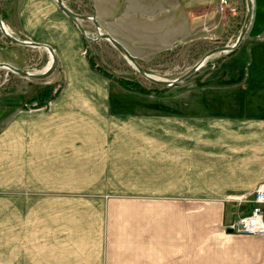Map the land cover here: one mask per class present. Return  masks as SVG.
<instances>
[{"label": "crops", "instance_id": "1", "mask_svg": "<svg viewBox=\"0 0 264 264\" xmlns=\"http://www.w3.org/2000/svg\"><path fill=\"white\" fill-rule=\"evenodd\" d=\"M253 2L241 44L214 55L211 79L197 86L213 112L124 115L108 87L86 81L73 38L70 79L49 110L6 98L0 264H264V235L228 231L251 206L228 197L264 182V0ZM26 20L52 30L29 39L60 58V22ZM34 47L0 44V61L28 67Z\"/></svg>", "mask_w": 264, "mask_h": 264}, {"label": "rangeland", "instance_id": "2", "mask_svg": "<svg viewBox=\"0 0 264 264\" xmlns=\"http://www.w3.org/2000/svg\"><path fill=\"white\" fill-rule=\"evenodd\" d=\"M63 1L75 12L94 15L101 30L124 44L148 74L168 80L186 73L210 49L234 43L230 36L244 23L246 15V0H226L222 4L218 0ZM30 6L35 8L33 13L29 12ZM36 14L60 22L61 27L54 31L60 33V43L56 42L60 58L55 52L58 63L53 73L45 78H29L0 67V128L4 127L5 115L9 112L5 109L6 98L21 99L18 101L24 103L22 108L27 110H49L47 98L63 93L70 79L65 68V52L68 39L72 38V50L81 56L87 68L86 81L108 87L112 106L124 115L164 113L170 109L197 113L200 107L206 112L214 111L212 94L197 92V86L211 79L212 57L222 52L210 55L187 79L170 86L162 85L141 75L109 40L97 38L92 20H81L86 31L82 33L57 6L56 0H0V15L16 37L29 39L51 35L52 30L44 22L27 23L26 19ZM214 18L224 24L221 30H218L219 24L213 22ZM234 22L239 24L237 28ZM12 43L0 31L1 46H12ZM24 55L28 67L22 68L34 72H40L50 59L42 47L29 48ZM52 85L51 91L49 86Z\"/></svg>", "mask_w": 264, "mask_h": 264}, {"label": "water", "instance_id": "3", "mask_svg": "<svg viewBox=\"0 0 264 264\" xmlns=\"http://www.w3.org/2000/svg\"><path fill=\"white\" fill-rule=\"evenodd\" d=\"M56 4L69 17V19L72 20L77 25V27L80 29V31L84 34H86V31H85V29L81 23V20H88V19L92 20L93 23L95 24L96 29H97V33H98L97 38H105V39L109 40L126 57V59L134 65V67L137 69V71L141 75H143L144 77H146L147 79H149L152 82L162 84V85H168V86L174 85L179 81H183V80L187 79L189 76H191L192 74H194L198 69H200L202 67V65L204 64V62L206 61V59L210 55H212L216 52H229V51L235 50L241 44L242 40L244 39V37L248 31V28L250 27V24H251V21L253 18V12H254L253 0H246V15H245L244 23L240 29V32H239L235 42L232 44H226V45H222V46H218V47H214V48L210 49L186 73L180 75L179 77H177L175 79L168 80V79H160V78H157V77H154V76L148 74L142 68V66L139 64V62L136 60L134 55L126 48V46L124 44H122L117 38L112 36V34H110L109 32H104L101 30L100 23L94 15L75 12L72 9H70L64 3L63 0H56ZM0 29L3 33V35L6 38H8L9 40H11L15 43H18V44H22V45H30V46H35V47L46 48L49 50V52L52 55L51 63L43 71H40V72L30 71L29 69L18 67V66H15L9 62H5V61H0V67L7 68L10 71H13L15 73H18L22 76H26L29 78H45V77H48L49 75H51L53 73V71L55 70L56 65L58 63V60H57V56L55 54L54 48L51 45L44 43V42H39V41H35V40H30V39H20V38L16 37L6 28V24H5L4 19L2 18L1 15H0ZM228 231L232 232L233 230H232V228H229Z\"/></svg>", "mask_w": 264, "mask_h": 264}, {"label": "built area", "instance_id": "4", "mask_svg": "<svg viewBox=\"0 0 264 264\" xmlns=\"http://www.w3.org/2000/svg\"><path fill=\"white\" fill-rule=\"evenodd\" d=\"M223 1L226 0H219L221 4ZM228 198L238 204L251 203L249 210L239 214L229 224V228L239 234L264 235V182L260 183L250 194L231 195Z\"/></svg>", "mask_w": 264, "mask_h": 264}, {"label": "bare ground", "instance_id": "5", "mask_svg": "<svg viewBox=\"0 0 264 264\" xmlns=\"http://www.w3.org/2000/svg\"><path fill=\"white\" fill-rule=\"evenodd\" d=\"M6 28L9 30V28L7 27V25H6ZM10 31V30H9ZM45 50H47V52H48V54H49V57H50V59H49V63H48V65L51 63V61H52V55H51V53L49 52V50L48 49H46V48H44ZM47 65V66H48Z\"/></svg>", "mask_w": 264, "mask_h": 264}]
</instances>
